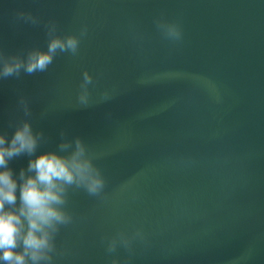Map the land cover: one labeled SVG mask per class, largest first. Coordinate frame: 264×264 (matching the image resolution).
Returning <instances> with one entry per match:
<instances>
[{
	"label": "water",
	"instance_id": "1",
	"mask_svg": "<svg viewBox=\"0 0 264 264\" xmlns=\"http://www.w3.org/2000/svg\"><path fill=\"white\" fill-rule=\"evenodd\" d=\"M155 20L178 22L181 41ZM49 21L88 30L76 55L0 80V131L24 118L23 96L38 150L79 136L105 177L102 197L68 190L52 264H264V0H0V53L45 46ZM137 228L131 251H107Z\"/></svg>",
	"mask_w": 264,
	"mask_h": 264
},
{
	"label": "clouds",
	"instance_id": "2",
	"mask_svg": "<svg viewBox=\"0 0 264 264\" xmlns=\"http://www.w3.org/2000/svg\"><path fill=\"white\" fill-rule=\"evenodd\" d=\"M16 17L30 23L38 21L31 11L19 10ZM154 23L165 40L181 41L183 33L178 22ZM87 30L81 25L79 34H59L55 21H49L45 46H33L23 53H0V80L21 72H44L61 53L76 55ZM91 83V74L83 70L77 103L89 102ZM99 96L107 99L109 91L103 89ZM17 105L24 118L14 122L10 134L0 131V264H52L54 238L62 226L72 222L65 207L68 190L83 189L89 196L102 197L105 177L79 136L69 139L61 130L54 148L38 150L44 137L32 126L29 102L20 96ZM20 156L27 157V164L14 171L10 161ZM133 239H144L143 231L137 228L131 234L116 233L108 240L107 251L112 252L117 245L131 251ZM111 264L121 262L113 257Z\"/></svg>",
	"mask_w": 264,
	"mask_h": 264
}]
</instances>
